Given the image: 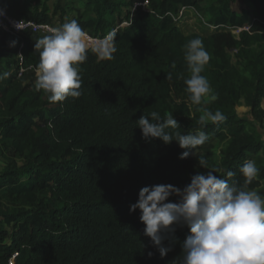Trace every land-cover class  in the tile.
Instances as JSON below:
<instances>
[{
	"label": "trees",
	"instance_id": "16d2710c",
	"mask_svg": "<svg viewBox=\"0 0 264 264\" xmlns=\"http://www.w3.org/2000/svg\"><path fill=\"white\" fill-rule=\"evenodd\" d=\"M201 1L145 0V8L136 5L122 15L134 0H86L90 12L75 20L93 35H113L116 51L111 59H98L89 49L80 65L81 96L60 102L31 86L40 61L34 46L48 34L26 32L18 39L0 28V74L8 73L0 80V264L13 255L15 264H178L189 228L173 225L174 234L163 241L171 251L161 258L144 235L140 210L129 211L140 189H183L204 167L245 187L239 169L264 140L235 106L243 99L253 120H264V0H250L253 8L240 11L232 7L236 0ZM39 2L11 0L22 7L17 17L54 23ZM182 7L202 12L215 30L184 33L176 23ZM234 28L240 29L237 36ZM197 37L210 55L201 75L218 94L204 107L225 116L204 126L184 84L190 76L184 46ZM153 111L161 118L173 114L180 127L168 131L202 130L207 141L181 159L186 149L176 141L142 138L137 121ZM225 133L217 158L211 137ZM257 168L246 190L260 193L264 165ZM228 171L234 175L227 177Z\"/></svg>",
	"mask_w": 264,
	"mask_h": 264
},
{
	"label": "clouds",
	"instance_id": "9594fccd",
	"mask_svg": "<svg viewBox=\"0 0 264 264\" xmlns=\"http://www.w3.org/2000/svg\"><path fill=\"white\" fill-rule=\"evenodd\" d=\"M85 37V31L73 19L52 28L50 34L36 41L34 47L40 56L36 88L47 93L50 102L81 96L80 65L87 60L89 51ZM113 40L114 36L108 35L92 48L98 59L113 57L116 51ZM14 45L15 41L10 46ZM184 48V59L190 72L184 80L185 91L191 104L199 106L197 110L202 112L199 123L204 126L208 122L223 121L225 116L221 111L213 112L204 107L216 101L218 94L201 75L210 60L202 39H191ZM7 76V72L0 74V80ZM167 78L171 79L170 73ZM137 122L142 138H159L165 144L176 141L180 148L186 149L181 153V159L187 158L208 139L202 130L187 135L168 131L180 127L172 113L161 118L159 112L153 111L141 116ZM200 165L204 167L202 162ZM239 171L245 177V187L231 185L228 180L215 175L214 170L193 175L190 184L183 189L171 184L145 186L129 211L140 210L144 235L150 237L161 258L171 251L163 241L174 234L173 225H177L187 226L190 230L178 264H264V196L255 190H246L259 169L255 161L248 160ZM226 175L232 177L234 173L228 171ZM171 196L178 197V202H166Z\"/></svg>",
	"mask_w": 264,
	"mask_h": 264
},
{
	"label": "rangeland",
	"instance_id": "374dc122",
	"mask_svg": "<svg viewBox=\"0 0 264 264\" xmlns=\"http://www.w3.org/2000/svg\"><path fill=\"white\" fill-rule=\"evenodd\" d=\"M5 5L8 7L6 10L8 13L12 16H20V12L22 7H15L11 0H2ZM3 2L0 3L2 7H5ZM209 2V0H202L201 4L206 5ZM135 4L141 5L143 8L146 7L145 0H134L133 5L123 7V14L127 10H132L135 8ZM47 7V13L52 17L53 22L58 21H64L66 19H77L79 14H87L90 12V9L86 7V0H40L38 4V8L42 9L43 7ZM232 7L236 11H240L242 8L246 7L249 9L253 8V4L250 0H236ZM263 18L257 17L255 18L256 21H261ZM176 23L179 26V28L184 33H191V32H197L203 35H207L215 30V27L213 25H210L206 22L202 12H198L193 8L190 7H182L178 13V16L176 17ZM125 25L126 23L123 22ZM122 24V25H123ZM240 29H232V32L237 36ZM41 36V35H40ZM233 61L235 62V58H233ZM13 68V67H12ZM6 68H3V70ZM7 71V70H4ZM244 72H248L246 69L243 70ZM36 74V73H35ZM27 83L30 82V79L26 81ZM31 86L36 87V76L31 78ZM1 87V85H0ZM262 107L264 109V99ZM235 111L240 117L247 118L251 121H253L255 127L258 129V131L261 133V137L264 140V120L254 121L252 114L250 112V106H247L243 99L240 100V102L235 106ZM228 137V133L225 135L220 136H212L211 137V150L215 153L216 157L218 158L221 154V149L224 147L226 143V139ZM253 161H255L256 166L260 167L264 165V144L263 148L259 151L258 154H256L253 157ZM4 159L0 160V169L4 166ZM20 163V160H18ZM208 172V169L205 167L203 168L202 174H206ZM261 195L264 196V178L261 180V186L258 188Z\"/></svg>",
	"mask_w": 264,
	"mask_h": 264
},
{
	"label": "built area",
	"instance_id": "2783aa9c",
	"mask_svg": "<svg viewBox=\"0 0 264 264\" xmlns=\"http://www.w3.org/2000/svg\"><path fill=\"white\" fill-rule=\"evenodd\" d=\"M136 5L137 4H135V6ZM0 10H3V14H0V28L3 31L13 35L14 37H17L18 39H21L26 32H33L42 35L50 34V30L52 28L60 27L65 22H69L73 20L69 18L64 21H58L54 23H47V22L44 23V22H37L32 19H25L23 17L12 16L1 6H0ZM83 30L86 33L85 39L89 49L94 48L97 44H99L103 39H105L110 34L108 32L105 33L104 35H93L89 33L87 30L85 29ZM22 46H23V41L21 42L18 50V55L21 62H22V54L20 49L22 48ZM36 80H37V70H36ZM7 264H15V255L9 258Z\"/></svg>",
	"mask_w": 264,
	"mask_h": 264
},
{
	"label": "water",
	"instance_id": "95a60500",
	"mask_svg": "<svg viewBox=\"0 0 264 264\" xmlns=\"http://www.w3.org/2000/svg\"><path fill=\"white\" fill-rule=\"evenodd\" d=\"M263 102V101H262Z\"/></svg>",
	"mask_w": 264,
	"mask_h": 264
}]
</instances>
